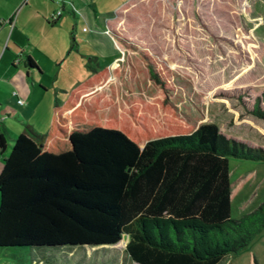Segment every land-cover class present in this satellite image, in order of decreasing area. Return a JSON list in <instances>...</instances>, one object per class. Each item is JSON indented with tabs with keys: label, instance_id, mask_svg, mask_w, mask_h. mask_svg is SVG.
<instances>
[{
	"label": "trees",
	"instance_id": "trees-1",
	"mask_svg": "<svg viewBox=\"0 0 264 264\" xmlns=\"http://www.w3.org/2000/svg\"><path fill=\"white\" fill-rule=\"evenodd\" d=\"M109 37L120 53L115 79L103 67L76 84L50 108L42 135L24 125L8 145L0 134V154L9 146L0 167V248L69 252L125 235L134 264H219L264 228V204L230 218L227 159L264 161V149L178 118L163 72ZM136 64L156 86L148 100L124 97L134 94L124 85ZM261 101L252 110L258 117L264 92Z\"/></svg>",
	"mask_w": 264,
	"mask_h": 264
},
{
	"label": "rangeland",
	"instance_id": "rangeland-1",
	"mask_svg": "<svg viewBox=\"0 0 264 264\" xmlns=\"http://www.w3.org/2000/svg\"><path fill=\"white\" fill-rule=\"evenodd\" d=\"M109 27L134 47L132 51L147 56V64L163 72L178 118L193 126L214 124L226 138L264 149V117L252 113L255 105L258 110L263 106L264 0H131L114 14ZM79 61L62 63L57 79L59 66L43 65V82L60 85L59 92L45 93L52 105L61 104L65 93L96 68L93 62ZM135 67L128 70L123 86L134 94L124 97L148 100L156 86L146 66ZM120 69L121 64L111 67L112 79ZM48 115L49 110L38 135L45 133ZM16 136L7 138L8 145ZM8 145L0 159L8 155ZM227 166L230 218L235 220L264 204V161L228 158ZM125 242L69 252L68 248H0V264H35L40 256L45 257L41 264H134L124 251ZM219 264H264V228Z\"/></svg>",
	"mask_w": 264,
	"mask_h": 264
},
{
	"label": "crops",
	"instance_id": "crops-1",
	"mask_svg": "<svg viewBox=\"0 0 264 264\" xmlns=\"http://www.w3.org/2000/svg\"><path fill=\"white\" fill-rule=\"evenodd\" d=\"M129 1L0 0V134L10 138L27 125L38 135L46 125L45 114L56 103L45 93L59 92L60 85L43 82L45 63L59 66L56 79L68 59L93 62L91 73L106 67L115 76L111 67L119 66L120 53L109 37V25ZM28 60L35 68L28 67Z\"/></svg>",
	"mask_w": 264,
	"mask_h": 264
},
{
	"label": "built area",
	"instance_id": "built-area-1",
	"mask_svg": "<svg viewBox=\"0 0 264 264\" xmlns=\"http://www.w3.org/2000/svg\"><path fill=\"white\" fill-rule=\"evenodd\" d=\"M60 15V10L56 11L52 16L51 19L55 20L56 18H58V16ZM17 104L18 105H22V101L21 100H17Z\"/></svg>",
	"mask_w": 264,
	"mask_h": 264
},
{
	"label": "water",
	"instance_id": "water-1",
	"mask_svg": "<svg viewBox=\"0 0 264 264\" xmlns=\"http://www.w3.org/2000/svg\"><path fill=\"white\" fill-rule=\"evenodd\" d=\"M122 237H124L127 240V237L125 235H123Z\"/></svg>",
	"mask_w": 264,
	"mask_h": 264
}]
</instances>
